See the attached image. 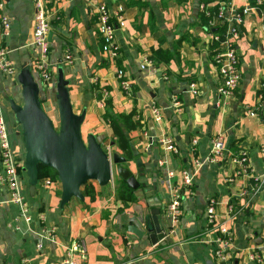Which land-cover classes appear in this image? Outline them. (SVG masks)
I'll use <instances>...</instances> for the list:
<instances>
[{
    "label": "crops",
    "instance_id": "1",
    "mask_svg": "<svg viewBox=\"0 0 264 264\" xmlns=\"http://www.w3.org/2000/svg\"><path fill=\"white\" fill-rule=\"evenodd\" d=\"M202 1L49 0L51 38L46 61L53 78L47 89L39 86L43 104H53L56 70L61 66L69 81L73 110H85L83 135L95 134L108 152L124 157L139 187L128 188L115 173L117 165L111 164L107 185L88 181L81 187L83 200L72 198L59 208L58 180L44 185L51 178L43 174L30 196L22 172L21 190L29 207L25 220L0 183V264H59L76 242L85 245L84 264H215L217 232L206 227L204 219L209 197L217 200V222L232 233L231 264H253L247 252L264 242V15L250 0L209 2L237 11L249 8L235 44L240 83L230 97L220 98L218 72L210 57L211 31L198 24ZM0 2L11 20L4 44L18 71L22 63L29 64L34 52L32 3ZM103 4L114 24L118 15L124 22L115 27V41L118 64L133 88L130 97L119 89L116 63L101 50L95 25L97 8ZM153 50L170 54L167 62L143 65ZM66 52L72 58L69 63L63 61ZM100 88L108 91L104 108L98 105ZM10 100L22 103L20 85L16 77L0 71V118L14 152L23 156ZM151 103L161 110L159 121L152 118ZM128 114L132 116L124 120ZM115 132L123 134L130 159L120 149ZM217 136L231 153V144L238 140L252 174L262 180L261 188H254L249 177L235 174L230 157L208 160L210 142ZM163 137L173 139L177 154L163 149ZM192 139L197 140L194 146ZM160 159L166 161L163 166L158 164ZM183 170L193 175V182L183 188L182 212L172 224L165 209L173 191L182 187ZM155 210L165 236L153 244L154 232L148 230L147 221L153 227L149 216ZM129 225L141 230V235L130 232ZM73 256L80 259L76 252Z\"/></svg>",
    "mask_w": 264,
    "mask_h": 264
},
{
    "label": "built area",
    "instance_id": "2",
    "mask_svg": "<svg viewBox=\"0 0 264 264\" xmlns=\"http://www.w3.org/2000/svg\"><path fill=\"white\" fill-rule=\"evenodd\" d=\"M264 0H256V4L263 3ZM33 8L34 26L32 31L31 44L34 52L29 61L32 72L38 76V81L43 89H47L49 82L53 78V73L47 66V57L49 53L48 32L51 28V9L48 5L49 0H31ZM208 5L200 3L199 9L205 10ZM225 6V5H224ZM218 5L217 15L214 16L209 23V27H213L218 24L225 23L226 28L223 32V38L220 40V35L211 32V40L219 41V44L214 49L212 56V62L218 72V84L216 86V92L220 98L230 97L237 89L240 83V68L238 54L235 48L236 41L239 37V26L243 22L244 17L248 14L249 8H243L242 10H233L231 8H225ZM229 9V10H228ZM3 3L0 2V71L10 77L15 78L17 74L16 68L11 63L8 57V49L4 44L6 36L9 34L11 20L2 12ZM116 24L111 21V15L109 14L107 7L99 5L96 12V31L101 41V50L105 52L115 66L116 60L119 56V46L115 41V27H122L124 25L122 16H117ZM213 20H216L214 22ZM71 55L66 52L63 61L65 63L71 62ZM143 65H150L152 61L150 59H144ZM115 77L118 81V86L121 92L130 97L133 93V88L128 81L124 71L117 68L115 71ZM192 92L195 91L193 84L190 85ZM98 105L103 108L105 99L108 96L107 89L100 88ZM174 104H177L174 101ZM150 111L153 120L159 121L161 119V110L155 104H150ZM253 115V112H249ZM163 149L166 152L177 154L179 148L171 137H163L161 139ZM197 143L196 139L191 140L192 146ZM230 157L232 163L235 165V174L249 177L254 183L253 187L258 189L262 187V180L259 176L252 174V171L248 164L247 154L245 151H238L237 154L228 152L225 144L221 140L220 136L214 137L208 149V160L210 162L218 161L223 157ZM166 163L164 159H160L158 164L163 166ZM199 162H195V168L199 166ZM0 183L6 188V192L9 195L10 202L16 204L25 220L26 212L29 207L25 201L22 193V187L20 183V174L24 171L23 156L17 155L12 147V143L9 138L7 128L4 121L0 118ZM168 176L172 175V172L167 173ZM182 187L173 191L171 199L165 209V215L167 220L175 224L178 222L181 215V195L183 188H187L193 182V175L188 170L181 172ZM53 180L46 179L44 185H49ZM217 200L214 197H209L204 209V219L206 227H212L217 232L216 242L213 249V257L215 264H231L232 257V233L227 225L217 222L215 207ZM73 252L78 253L80 259H76L73 256ZM85 253V245L83 242H76L66 253V257L59 264H84L82 258ZM248 260L253 264H264V242L258 246V248H251L247 252Z\"/></svg>",
    "mask_w": 264,
    "mask_h": 264
},
{
    "label": "water",
    "instance_id": "3",
    "mask_svg": "<svg viewBox=\"0 0 264 264\" xmlns=\"http://www.w3.org/2000/svg\"><path fill=\"white\" fill-rule=\"evenodd\" d=\"M51 32L47 39L50 41ZM54 87L55 118L49 113L52 105H44L39 94V84L36 81L30 65L22 63L16 74L20 85L21 104L9 101L10 109L20 130L22 139L23 167L27 177L28 192H35L40 166L52 169L60 183L59 208L72 198L83 200L81 187L88 181H95L99 186L107 185L112 178L111 164L117 165L115 173L119 179L132 190L139 187V182L131 170L124 165L125 158L115 152L103 148L95 134L89 132L83 135L81 125L85 110L76 113L69 93V81L64 78L63 68L56 70ZM159 211L150 213L151 223L147 221L152 243L161 240L162 233L157 218ZM149 219V218H148ZM128 230L140 236L142 231L134 225Z\"/></svg>",
    "mask_w": 264,
    "mask_h": 264
},
{
    "label": "trees",
    "instance_id": "4",
    "mask_svg": "<svg viewBox=\"0 0 264 264\" xmlns=\"http://www.w3.org/2000/svg\"><path fill=\"white\" fill-rule=\"evenodd\" d=\"M212 1L213 0H204L202 2L205 3V4H210L209 2H212ZM225 1H228V0H225ZM250 3L255 5L257 10L261 14L264 15V2L261 3V4H256V0H250ZM48 5H50V3H48ZM217 12H218V5H208L205 10H200L199 11V15H198V24L201 25L204 28H207L208 30H210L213 33L219 34L220 35V40H221L223 38V32H224V30L226 28V24L222 23V24L215 25L213 27H209L210 21H212L214 16L217 15ZM220 40H218V41H212L211 40V42H210L211 43L210 48L212 49V52L210 54L211 59H212V56L214 54V49H215V47L218 46ZM169 57H170V54H168V53H166V52H164L162 50L161 51L160 50H153L150 60L152 61V63L167 62ZM118 60H119V56H118V58L116 60V67L119 68V69H122V68H120V65L118 64ZM107 99L108 98L105 99V103L107 102ZM104 107H105V104H104ZM131 116H132V114L123 115V119L124 120L130 119ZM115 135L117 137V142L119 144L120 149L123 152H125L127 154V157L130 159L131 158V154H130L129 150L127 149V142H126L123 134H121L119 132H115ZM237 141L238 140H235L230 146L233 154H237L238 151H239V147L237 146V143H236ZM43 174L47 175L52 180H57L56 174H55V172L52 169L40 166V168H39V178ZM121 181H123V180H121ZM128 197H130V195L126 196V198H128Z\"/></svg>",
    "mask_w": 264,
    "mask_h": 264
},
{
    "label": "rangeland",
    "instance_id": "5",
    "mask_svg": "<svg viewBox=\"0 0 264 264\" xmlns=\"http://www.w3.org/2000/svg\"><path fill=\"white\" fill-rule=\"evenodd\" d=\"M52 106H53V109L51 110V112L49 113V115H50V117L51 118H55V100L53 101V104H52ZM18 128H19V126H18ZM19 130H20V128H19Z\"/></svg>",
    "mask_w": 264,
    "mask_h": 264
}]
</instances>
